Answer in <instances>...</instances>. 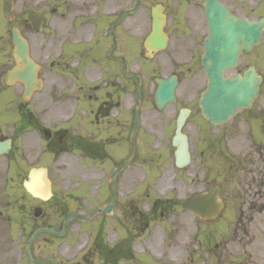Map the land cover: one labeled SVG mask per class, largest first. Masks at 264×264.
<instances>
[{
  "label": "flooded vegetation",
  "instance_id": "1",
  "mask_svg": "<svg viewBox=\"0 0 264 264\" xmlns=\"http://www.w3.org/2000/svg\"><path fill=\"white\" fill-rule=\"evenodd\" d=\"M151 2L154 3L151 11L158 8L165 16L163 32L158 38L151 11L148 28L143 26L142 0H135L134 6L128 8L126 0H65V5L62 1L56 2L53 55L50 51L44 55L47 59L53 56L55 73L52 77L41 76L42 89L17 106L23 121L11 135L10 153L0 159L1 162L6 159L5 186L18 176L23 178L22 191L13 186L10 196L0 199V224L10 230V238L17 237L20 241L38 228L52 227L56 232V235L44 233L37 238L31 248L36 262L62 264L59 234L63 208L51 171L59 169L63 152L70 153L77 161L102 159L111 169L110 174L130 159L138 88L142 93L140 104L145 102L151 107L143 111L139 107L137 155L118 177L137 173L139 136L144 121L148 135L152 136H148L149 141L151 138L155 142L156 137L166 133L172 145L183 112L186 115L183 133L189 139L192 164L199 154L195 168L201 170L196 168L195 176H200L204 163L209 162L205 146L215 147L213 162L218 172L223 147H228V153L232 154L228 158L234 161H229L230 173L239 179L238 188L242 189L232 196L234 205L241 210L264 211V29L259 43L254 42L253 30V23L264 19V0ZM218 4L228 11L218 10ZM150 36L154 41L147 47ZM248 73L261 82L259 96L251 108L238 110L225 126L211 124L201 108L211 76L219 74L226 81H248ZM160 79L178 82L176 101L161 110L155 99ZM63 117L68 118L66 124ZM63 125L71 131L69 138L62 134L67 130ZM229 126L230 131L225 132ZM21 136L29 140V143L23 141L20 151L23 160L29 163L27 169L18 165L16 159L19 152L16 143ZM6 137L1 134L0 141ZM125 142L130 146L129 154H126ZM41 169L47 170L52 181L53 197L48 202L33 198L24 185L32 170ZM37 213L41 217L36 218ZM161 215L164 217V213ZM42 218L45 221H38ZM172 242L165 235L152 237L146 240L141 252L172 258L175 246ZM248 243L252 251L246 250L245 257L236 258L234 263L264 264V235L254 236ZM179 246L177 243L176 250L182 255L184 251ZM125 250L135 255L130 243L126 248L121 243L113 246L107 264H125ZM24 257L26 264H30L25 254Z\"/></svg>",
  "mask_w": 264,
  "mask_h": 264
},
{
  "label": "rangeland",
  "instance_id": "2",
  "mask_svg": "<svg viewBox=\"0 0 264 264\" xmlns=\"http://www.w3.org/2000/svg\"><path fill=\"white\" fill-rule=\"evenodd\" d=\"M59 1L65 5V0H14L16 19L9 22L3 14L4 0H0V134L10 136L14 122L19 124V117L11 112V108L15 101L13 92L19 98L23 92L21 86L10 90L3 84L5 72L14 64L10 56L12 29L20 28L29 41L31 55L42 69L39 76L52 77L55 72L53 56L51 59H47L44 58V55L47 51L53 55L52 38L56 26L55 10L56 2ZM142 3V19L145 21L143 26L148 28L149 12L154 3L151 0H142ZM132 5L131 0H126V6ZM31 9L40 12L45 19L42 30L38 34L28 30L25 23L27 21L25 12ZM64 10L65 8H63ZM68 11L65 12L69 13ZM43 39H45L44 43ZM150 107V104L142 102L140 109L143 111ZM63 120H66V117H63ZM237 121L239 119L235 120L232 125L238 123ZM144 123L139 136L141 151H139L140 160L136 164L137 173L128 172L120 176L121 185L117 190L118 199L113 216L106 218L93 215L95 210L100 211L109 204L112 198V193L109 190L111 169H108L102 159H80L77 161L70 153H66L62 154L59 169L51 171V179L57 186L64 214L75 213L78 215V218L70 224L68 235L62 239V264H107L95 247L96 231L92 232L96 228L98 229V226L103 222L106 224V228L102 233V238L110 249H113L112 247L115 245L127 243L130 238L133 239L130 245L134 249L135 255L130 256V260L126 259V264H235L236 258L239 260L245 257V250L252 251L248 242L254 236L264 235L261 227L264 223V211L241 210L239 206L234 205L232 196L239 194L242 189L241 186L238 188L239 179L230 174L229 161L232 154L228 153V147H223L218 172L213 162L215 147L205 146V157L209 162L204 163V172L200 176H195L197 168L195 166L199 154L190 167L176 170L173 166L174 148L170 145V136L165 133L156 137L155 142L151 138L149 141V137L152 136L148 135V125L145 121ZM230 129L231 126L224 131L229 132ZM64 134L69 137L71 131ZM26 140L27 137L21 136L17 142L19 152L16 153V159L18 165L27 169L29 163L23 160L20 155L22 145L25 144L23 141ZM26 142L29 143V140ZM125 145L127 154L130 146L128 143ZM5 163L6 159L3 162L0 161L2 166L0 170V199L8 197L12 193L11 185H8L6 190H3L2 187L3 181H5L3 176L6 169ZM14 166L15 164H13V169ZM197 170L201 169L197 168ZM238 177L243 178V176ZM22 180V176L15 179L14 189L22 191ZM213 186H218L221 189L222 199L226 206L218 220L204 224L186 211L183 203ZM165 200H169V202L166 203ZM162 213H164V217H162ZM32 215L30 212L31 218H33ZM252 219L256 221L251 224L249 221ZM38 221H45V218ZM2 225L0 224V228L3 230L4 226ZM111 226L118 229L111 231ZM161 235H165L169 242L173 241L172 243L175 244L173 246L174 256L172 258H161L154 254L150 255L152 258L145 256L146 253L141 252V245L145 243V238ZM6 237L10 238V230L5 229L4 234L2 232L0 234V264H23L20 256L25 236L21 239L22 241L15 238L11 242ZM177 243L180 245L179 248L182 247L184 251L182 255L178 254V250H176Z\"/></svg>",
  "mask_w": 264,
  "mask_h": 264
},
{
  "label": "water",
  "instance_id": "3",
  "mask_svg": "<svg viewBox=\"0 0 264 264\" xmlns=\"http://www.w3.org/2000/svg\"><path fill=\"white\" fill-rule=\"evenodd\" d=\"M221 9V8H220ZM5 16L9 20L14 19L13 15V0L5 1ZM223 10V9H222ZM154 26L158 29L157 32H160L161 27L163 26L162 17L159 15L154 16ZM158 18V19H157ZM29 20L34 26L35 30H39L40 26L43 22L42 18L37 14H32L29 16ZM264 27V21L253 24L254 30V42L256 43L261 35V31ZM13 46L12 55L15 58L17 66L10 72H8L4 78V81L8 85H13L16 81H21L27 86L26 95H29L33 90L39 89L41 87L40 82L36 79V74L38 67L29 57V49L27 42L24 41L20 35L19 30H13ZM21 64V65H20ZM250 75V74H249ZM248 81H240L238 79L225 81L221 79V76L217 74L215 77L218 80H213L209 84L208 93L205 98V115L209 118V120L214 124L225 123L229 120L231 116H234L237 112V109L240 107H248L252 100L259 93L260 81L258 78L253 77ZM174 89L175 83L170 80L168 82L160 81V87L157 91V104L159 107H162L166 102L172 100L174 98ZM183 119H180L178 122L176 136L173 140V145L176 148L175 157L176 164L178 167H185L190 164V152H189V144L187 137L182 134L181 130L183 127ZM139 128V121L136 117V125L132 134V142L135 146V136ZM10 149V141L5 143H0V155L8 153ZM133 160V159H132ZM131 161L125 163L120 169L116 170L112 176V185L114 188L115 177L116 175L122 171ZM46 184V195L43 192L38 190L30 189V193L34 197L47 199L48 194L50 193V188ZM115 197L111 206L104 209V213L108 214L111 212L112 207L114 205ZM185 208L191 210L196 216L201 218L203 221H212L218 218L223 210V204L219 199V189L213 188L210 189L205 194H198L190 199L185 204ZM75 217L74 214L70 215L68 218L64 220L62 223V233L61 235H65V230L70 221ZM48 232H53L52 229L46 230ZM42 230L36 231L31 237L29 243L27 244L26 250L32 261L29 247L36 236L41 233Z\"/></svg>",
  "mask_w": 264,
  "mask_h": 264
}]
</instances>
